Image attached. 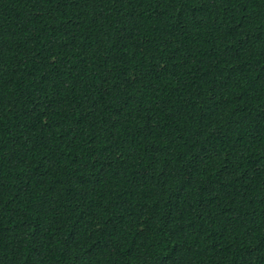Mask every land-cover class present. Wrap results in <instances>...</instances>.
I'll return each instance as SVG.
<instances>
[{
    "label": "trees",
    "instance_id": "obj_1",
    "mask_svg": "<svg viewBox=\"0 0 264 264\" xmlns=\"http://www.w3.org/2000/svg\"><path fill=\"white\" fill-rule=\"evenodd\" d=\"M0 264H264V0H0Z\"/></svg>",
    "mask_w": 264,
    "mask_h": 264
}]
</instances>
